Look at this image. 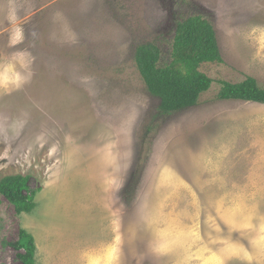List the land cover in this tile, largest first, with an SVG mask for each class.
Returning <instances> with one entry per match:
<instances>
[{
  "label": "rangeland",
  "instance_id": "obj_1",
  "mask_svg": "<svg viewBox=\"0 0 264 264\" xmlns=\"http://www.w3.org/2000/svg\"><path fill=\"white\" fill-rule=\"evenodd\" d=\"M201 14L221 63L196 105L163 112L136 66L172 61L176 23ZM264 88V0H0V264H264V104L218 100V80ZM151 127L148 132L147 127Z\"/></svg>",
  "mask_w": 264,
  "mask_h": 264
},
{
  "label": "trees",
  "instance_id": "obj_2",
  "mask_svg": "<svg viewBox=\"0 0 264 264\" xmlns=\"http://www.w3.org/2000/svg\"><path fill=\"white\" fill-rule=\"evenodd\" d=\"M172 61L160 65L161 51L154 43L140 44L135 49V66L147 88L159 98L163 112L179 111L198 103L208 91L213 79L199 68L203 63L223 61L212 24L201 14H193L176 23L171 51ZM218 100L250 101L264 104V88L252 76L238 82L218 80ZM147 127L146 131H150ZM0 195L17 212H30L34 207L28 177L7 175L0 177ZM15 247L23 250L19 257L23 264H34L35 243L32 235L21 229Z\"/></svg>",
  "mask_w": 264,
  "mask_h": 264
}]
</instances>
